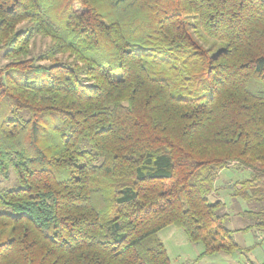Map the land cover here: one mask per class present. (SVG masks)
I'll list each match as a JSON object with an SVG mask.
<instances>
[{"label":"trees","instance_id":"trees-1","mask_svg":"<svg viewBox=\"0 0 264 264\" xmlns=\"http://www.w3.org/2000/svg\"><path fill=\"white\" fill-rule=\"evenodd\" d=\"M0 57V264H171L168 226L199 258L264 241V0H0ZM231 165L238 230L211 199Z\"/></svg>","mask_w":264,"mask_h":264},{"label":"rangeland","instance_id":"rangeland-1","mask_svg":"<svg viewBox=\"0 0 264 264\" xmlns=\"http://www.w3.org/2000/svg\"><path fill=\"white\" fill-rule=\"evenodd\" d=\"M202 38L201 42L207 48H210L212 53L217 52L225 46L224 42L216 41L206 36ZM48 41V38L45 40L38 38L36 50L43 48ZM5 61L0 57V64L5 63ZM249 174L248 170L231 165L220 171L214 184L218 190L211 195V199L220 197L226 203V210L229 214L227 226L232 230L241 229L251 222L249 218H242L239 214L240 211L248 208V205L243 200H239V203L235 202L232 190L227 186L233 183V181L248 177ZM16 185L15 175L12 174L10 178L6 179L1 177L0 174V190L13 188ZM6 209V207L0 206V211ZM159 236L164 242L171 264H264V241H262L259 232L254 229L246 231L238 230L234 234L236 242L244 249L242 252L235 251L231 254L218 252L204 256L203 258H199V255L204 250L203 243L190 242L183 229L168 226L160 231ZM246 248L251 249L247 251Z\"/></svg>","mask_w":264,"mask_h":264}]
</instances>
